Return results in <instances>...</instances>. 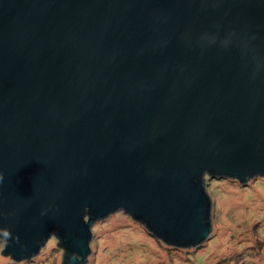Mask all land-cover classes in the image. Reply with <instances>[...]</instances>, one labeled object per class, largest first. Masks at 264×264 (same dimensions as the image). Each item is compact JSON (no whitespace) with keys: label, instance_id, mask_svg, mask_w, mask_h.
Wrapping results in <instances>:
<instances>
[{"label":"water","instance_id":"water-1","mask_svg":"<svg viewBox=\"0 0 264 264\" xmlns=\"http://www.w3.org/2000/svg\"><path fill=\"white\" fill-rule=\"evenodd\" d=\"M206 175L264 177V0H0L4 255L82 264L117 210L199 244Z\"/></svg>","mask_w":264,"mask_h":264},{"label":"rangeland","instance_id":"rangeland-1","mask_svg":"<svg viewBox=\"0 0 264 264\" xmlns=\"http://www.w3.org/2000/svg\"><path fill=\"white\" fill-rule=\"evenodd\" d=\"M210 233L199 244L175 247L144 224L117 210L91 226L90 252L83 264H264V177L240 186L233 178L204 179ZM0 264H62L64 248L53 235L29 259L13 261L1 250Z\"/></svg>","mask_w":264,"mask_h":264},{"label":"clouds","instance_id":"clouds-1","mask_svg":"<svg viewBox=\"0 0 264 264\" xmlns=\"http://www.w3.org/2000/svg\"><path fill=\"white\" fill-rule=\"evenodd\" d=\"M0 238L7 242L9 239H13V236L8 229L0 228ZM15 239L18 241V237H16Z\"/></svg>","mask_w":264,"mask_h":264},{"label":"trees","instance_id":"trees-1","mask_svg":"<svg viewBox=\"0 0 264 264\" xmlns=\"http://www.w3.org/2000/svg\"><path fill=\"white\" fill-rule=\"evenodd\" d=\"M57 237V239H58V244L60 245V246H63V248H64V245L62 244V242L59 240V237L58 236H56ZM164 242V241H163ZM84 262H82V264H83ZM81 264V263H80Z\"/></svg>","mask_w":264,"mask_h":264}]
</instances>
